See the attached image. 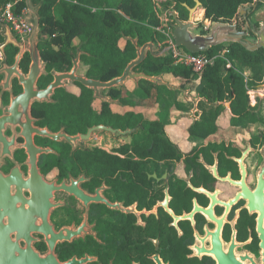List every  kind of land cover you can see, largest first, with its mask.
Instances as JSON below:
<instances>
[{"label": "flooded vegetation", "instance_id": "obj_1", "mask_svg": "<svg viewBox=\"0 0 264 264\" xmlns=\"http://www.w3.org/2000/svg\"><path fill=\"white\" fill-rule=\"evenodd\" d=\"M26 46L0 14V264H264V97L192 115L182 91L64 81L27 101Z\"/></svg>", "mask_w": 264, "mask_h": 264}, {"label": "trees", "instance_id": "obj_2", "mask_svg": "<svg viewBox=\"0 0 264 264\" xmlns=\"http://www.w3.org/2000/svg\"><path fill=\"white\" fill-rule=\"evenodd\" d=\"M6 1L0 0V4ZM32 1L40 3V53L46 62V69L68 71L80 46L84 51L80 56V73L102 81L121 75L130 60L135 58L136 48L127 37H138L140 46L150 40L161 44V47L165 46L166 36L157 29L159 26L165 27L161 19L165 11L169 14L175 10L180 19L186 20V6L193 7L199 1L205 19L222 23H232L236 19L239 28L245 24L244 15L239 13L240 8L254 3V0ZM24 6L22 0L17 8L19 10ZM262 6L263 2L258 1L253 10V6L247 9L245 15L252 17ZM201 33L205 34L206 31ZM197 53L213 58L199 73L184 65L173 64L170 51L169 55L162 57L148 54L136 70H143L148 75L161 74L167 82L169 78L179 79L177 81L180 84L199 79L197 91L207 100H230L233 114H250L247 90L256 89L264 82V46L251 50L240 42H229ZM227 63H230L229 67ZM114 89L108 90L117 96V90ZM174 95L163 85L141 79L138 86L123 99H164L174 98ZM220 111L221 108L204 113L219 114Z\"/></svg>", "mask_w": 264, "mask_h": 264}, {"label": "water", "instance_id": "obj_3", "mask_svg": "<svg viewBox=\"0 0 264 264\" xmlns=\"http://www.w3.org/2000/svg\"><path fill=\"white\" fill-rule=\"evenodd\" d=\"M259 0H254V5L252 10L255 8ZM25 6L27 8L26 20L30 27V32L27 38L26 49L30 51L32 56V62L29 71V81L26 85V100L42 99L47 98V93L52 91V88L62 86L64 81L79 82L82 85L94 90V97L101 98L103 101H111L108 96H103L101 90L104 88H112L123 85L127 80H131L138 86V82L141 79L147 80L155 85H163L169 90H183L184 95L187 99L191 100L194 104L192 109V115H194L197 110V102L202 99L208 104L217 106L220 102L212 103L208 101L205 97L193 98L188 94L187 89H182L180 86H175L165 81L161 74L158 75H148L143 70H136V67L149 55L152 57H162L169 55L171 46L166 45L164 47H158V45L150 40L142 44H138V37L131 38L133 45L136 48V56L126 65L121 75L116 76L110 80L102 81L98 79L88 78L84 75L77 74V70L80 67V56L84 53L80 46L76 49V54L72 58V67L68 71L58 72L52 70V82L49 83L46 90L38 91L35 88V81L43 70L44 63H40V55L38 51V45L40 42L39 32H40V15L39 8L40 3H34L32 0H24ZM200 3L199 1L193 7L186 6L188 10V17L186 21L180 19L175 10H171L169 15L172 16L175 23L173 25V39L176 46L183 47L191 53L201 52L207 48L218 45L226 44L229 42H240L245 47L249 49H255L259 46H264V28L263 25L257 26L252 20L245 15V8L241 9V14L244 15L245 24L242 29L237 26V20L235 19L232 23H216L210 30L209 34H193L190 30L196 27L193 23V16L196 13ZM239 12V13H240ZM229 107V104H227ZM106 127L102 125H97L91 130H105Z\"/></svg>", "mask_w": 264, "mask_h": 264}, {"label": "built area", "instance_id": "obj_4", "mask_svg": "<svg viewBox=\"0 0 264 264\" xmlns=\"http://www.w3.org/2000/svg\"><path fill=\"white\" fill-rule=\"evenodd\" d=\"M21 1L22 0H7L4 3H1L0 14L3 21L10 26V29L13 30V32H15L21 39L25 40L28 38L30 27L26 20V6L20 8L19 10L17 8ZM163 15L165 16L166 21L169 19L171 20L167 25H164L165 27L159 26L157 29L162 31L166 36L164 41L165 46H171L170 53L173 58V64H180L189 67L195 73L201 72L207 63L212 62L213 58H209L205 54L191 53L183 47L176 46L172 35L175 21L171 16H169L167 11H165ZM205 27L208 28L207 26ZM161 46L162 45L159 44V47ZM226 66L229 67L230 63H227ZM247 94L249 96L250 103L252 104L256 99V90L248 89Z\"/></svg>", "mask_w": 264, "mask_h": 264}, {"label": "crops", "instance_id": "obj_5", "mask_svg": "<svg viewBox=\"0 0 264 264\" xmlns=\"http://www.w3.org/2000/svg\"><path fill=\"white\" fill-rule=\"evenodd\" d=\"M248 4H246V5H243L241 8H240V10H239V12L241 11V9H243V8H245L246 10H245V13L247 12V9H248V6H247ZM240 14H241V12H240ZM249 14V13H248ZM242 15V14H241ZM201 19V20H200ZM252 19H253V17H252ZM187 20V19H186ZM186 20H183V21H186ZM202 21V20H204L205 21V24H207L209 21L211 22V20H208V19H205L204 18V11H203V9L202 8H199L198 7V9L196 10V13L194 14V16H193V23H195L194 21ZM220 21H218V23H219ZM220 23H222V22H220ZM191 31V30H190ZM192 32V31H191ZM193 34H202V33H193ZM74 43L75 44H77L78 43V41L77 40H75L74 41ZM158 45V47H159V44H157ZM80 68V67H79ZM79 70V69H78ZM172 80H178V79H173V78H169V82H172ZM166 81V80H165ZM191 81H193V82H195V87L199 84V79H195V80H191ZM190 82V81H189ZM189 82H186V83H183V84H180L179 82H176V83H170V84H172V85H175V86H186L185 84H191V83H189ZM125 85H126V87L127 88H130V89H132L133 90V88L134 87H136V84L133 82V81H131V80H127L125 83H124ZM188 87V86H187ZM189 87H191V86H189ZM194 88V87H193ZM182 89H184V88H182ZM188 90V89H187ZM256 90V99L257 98H259V99H262L263 97H264V84L262 83V84H260L259 86H258V88H256L255 89ZM171 91H182L183 92V90H171ZM176 93V96H174V98L175 97H177V92H175ZM189 94V93H188ZM183 95H184V92H183ZM190 95V94H189ZM191 96V95H190ZM184 97H185V95H184ZM186 98V97H185ZM187 99V98H186ZM255 99V100H256ZM187 100H189V99H187ZM250 101V100H249ZM192 102V101H191ZM255 102V101H254ZM253 102V103H254ZM198 103V102H197ZM193 104V103H192ZM228 104V103H227ZM226 104V105H227ZM193 107H194V104H193ZM228 107V106H227ZM193 109V108H192ZM192 113V112H191Z\"/></svg>", "mask_w": 264, "mask_h": 264}, {"label": "rangeland", "instance_id": "obj_6", "mask_svg": "<svg viewBox=\"0 0 264 264\" xmlns=\"http://www.w3.org/2000/svg\"><path fill=\"white\" fill-rule=\"evenodd\" d=\"M259 1L263 2V4H264V0H259ZM253 5H254V3L248 4L247 6L249 8L250 6H253ZM252 17H253V19H252ZM252 17H250V19L252 20V22H254V23L257 22L258 23L257 26L260 27L261 25H263V28H264V6H262L257 13L253 14ZM161 19H162L164 25H167L170 22V20H171V19H169L168 21H166L164 15H162ZM200 20L198 22L197 21H194L195 22L194 24H196V27L193 28V29H191L192 33H201L202 31H206L205 35L206 34H209V32L212 29V27L214 26V24H216L218 22V21H211V22L209 21L207 23L208 24L207 25V24H205V21L204 20H202V21H200ZM205 26H207L208 28H206ZM243 26H244V24H241L240 27H239V29H242ZM178 81H180V80L178 79ZM178 81L177 80H172V83L174 84V83H176ZM189 83H191V84H188L187 83L185 85L186 86L195 87V82L190 81ZM127 89H128L127 90V93H129L130 91H132V89H130V88H127ZM166 98H164V99H166Z\"/></svg>", "mask_w": 264, "mask_h": 264}]
</instances>
